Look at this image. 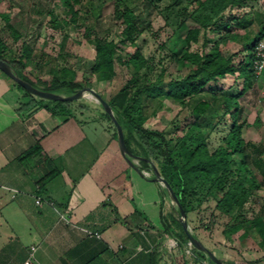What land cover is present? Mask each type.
<instances>
[{
  "label": "rangeland",
  "instance_id": "1",
  "mask_svg": "<svg viewBox=\"0 0 264 264\" xmlns=\"http://www.w3.org/2000/svg\"><path fill=\"white\" fill-rule=\"evenodd\" d=\"M203 1L71 0V10L66 0H0V38L8 46L6 60L21 61V71L25 70L33 80L37 78L38 88H44V80L56 74L62 75L65 68L70 71L66 73L69 78L82 83L83 88L94 89L107 102L133 77L144 84H157L167 91L170 80H180L192 72V66L181 69L174 60L175 56L183 55L188 49L202 54L221 49L226 56H232L236 71L226 74L217 82H211L201 96L186 98L183 102L162 94L158 95L161 103L149 102L145 126L154 132H164L174 139L175 144L194 123L192 109L199 99L206 98L205 94L213 92L219 97L217 103L213 102L214 107H220L225 95L239 96L240 120L247 121L242 133L248 142L245 163L250 174L245 173L244 176L255 177L260 189L253 193L243 209L235 208L227 215L216 209L214 198H205L201 192V195L191 199L194 210L188 214L187 221L192 234L223 264H264V245L251 224L257 214H261L264 220V77L251 80L250 75L246 77V72L241 74V68L246 65L251 53L247 44L264 26V0H244V8L241 9L231 0H223L224 8L207 28L200 27L190 18L192 12L202 8ZM219 2L210 0L209 5L203 6V11L209 12L211 6L219 7ZM126 7L134 12L140 30L133 43L124 36L126 22L117 12V9L124 11ZM235 17L253 21L240 29L239 36L231 33L232 36L224 41L226 29L221 25L232 24ZM193 27L200 30L198 41L189 44L187 33ZM97 36L117 44L115 72L110 80H100L93 71ZM136 49L146 59V65L141 70L126 63ZM0 72L9 79L7 74ZM35 97L40 99L42 105H55L54 100ZM74 105L76 116L105 117L104 107L88 91L74 100ZM213 106L207 113L213 111ZM107 121L117 132L113 119ZM231 126L230 115H222L220 111L217 116L208 114L196 130L203 133L213 151L226 144L225 139L229 140ZM133 147L140 151L134 142ZM230 158L238 166L242 156L234 154ZM132 161L136 166L141 165L138 157ZM147 171L154 177L153 169ZM174 214L169 217V223L176 232H180L181 227L173 221V217L180 220L177 204ZM169 239L170 247L165 255L169 261L175 264H213L205 251L207 260H200L196 254L198 248L189 240L180 245L176 237Z\"/></svg>",
  "mask_w": 264,
  "mask_h": 264
},
{
  "label": "crops",
  "instance_id": "2",
  "mask_svg": "<svg viewBox=\"0 0 264 264\" xmlns=\"http://www.w3.org/2000/svg\"><path fill=\"white\" fill-rule=\"evenodd\" d=\"M29 100L0 72V264H175L164 219L176 203L127 161L108 119L23 110Z\"/></svg>",
  "mask_w": 264,
  "mask_h": 264
},
{
  "label": "trees",
  "instance_id": "3",
  "mask_svg": "<svg viewBox=\"0 0 264 264\" xmlns=\"http://www.w3.org/2000/svg\"><path fill=\"white\" fill-rule=\"evenodd\" d=\"M243 2L244 0H231V3L235 5L243 4ZM66 3L73 10L71 0H66ZM207 4H210V0H204L202 8L190 14L191 20L198 23L202 28H207L211 24L212 19L224 8V1L220 0L217 4L219 7L211 6L209 12H204L203 6ZM215 8L219 9L216 11ZM117 12L124 17V21L126 22L123 32L124 36L131 40L132 43L135 42L136 35L139 34L140 30L136 24L134 12L129 7H126L124 11L117 9ZM233 20V24L223 23L221 25L222 28L226 29L224 41L232 36L231 33L239 36L240 29L253 21L252 19L249 21L245 19L238 20L236 17ZM263 28L264 26L261 28L259 34L255 35L254 39L247 44V48H250L251 53L248 55L246 65L241 68V74L246 72V77L250 75L249 78L251 80H254L253 49L258 38L263 33ZM199 32L200 30L197 27L189 29L187 33L189 44L198 41ZM95 48L96 60L93 71L99 76L100 80H110L115 72L114 58L117 44L113 40L97 36L95 38ZM7 50L8 46L0 38V59L6 60ZM174 60L181 66V69L186 66H192L193 70L180 80H170L167 91L160 89L157 84H144L137 77H133L109 101L115 117L123 128L127 147L134 155L141 157V165L138 166L140 170L153 169L152 165L156 166L157 164L158 167H156L160 174L168 180L178 196L186 212V217L194 210L191 199L193 196H199L202 193H204L203 196L205 198L212 197L216 200V209L222 214H230L235 208L241 210L253 193L260 189V185L257 183L255 177L244 176L245 173L250 174L248 166L245 163L248 142H246L242 133V129L247 124V121L240 120L238 95H225L222 97L223 100L220 107H214L213 104L219 101V97L211 91V93L205 94L206 98L199 99L192 109L193 116L195 117L194 123L189 126L186 134L179 138L175 144H173L174 139L169 138L164 132H154L145 126L148 120L146 107L149 102L155 101L161 103L162 99H159L158 95L166 94L171 98L183 102L186 98L201 96L211 82H217L226 74L236 71L233 65V58L232 56H226L221 49L208 54L188 49L183 55L175 56ZM7 62L18 76L36 86L37 78L34 77L36 80H33L28 73H25L24 69V72L21 71V61ZM126 63L133 65L137 70H141L146 65V59L141 51L136 49ZM69 72V69L64 68L62 75L56 74L53 78L44 80L43 90L71 95L83 88L82 83L66 75ZM245 81L247 82V80ZM19 86L30 97L28 106H22L23 110L40 103V100L37 101L34 95L21 85ZM212 106L214 107L213 111L207 113ZM45 107L53 114L76 115L74 101L57 100L54 106L45 104ZM220 111H222V115H230L232 126L228 133L229 140L225 139L226 144L212 151L206 137L201 131H197L196 128L201 126V121L208 114L217 116ZM104 116L112 119L111 115L107 112H104ZM115 134L117 136V133ZM133 142L138 146L140 151L133 147ZM41 152V146L36 144L24 157L35 156ZM234 154L242 156L241 163L238 166H235L234 160L230 158ZM54 174L55 171L53 170L45 174L38 182H45ZM173 221L181 227V231L176 232L171 223L164 219L165 229L171 236L176 237L178 244L182 245L189 240L188 236L182 222L175 217H173ZM251 224L256 228L258 235L261 237V244L264 245V220L262 215L257 214L254 216ZM196 254L200 260H207L203 250H196ZM209 260L215 264L212 259L209 258Z\"/></svg>",
  "mask_w": 264,
  "mask_h": 264
},
{
  "label": "water",
  "instance_id": "4",
  "mask_svg": "<svg viewBox=\"0 0 264 264\" xmlns=\"http://www.w3.org/2000/svg\"><path fill=\"white\" fill-rule=\"evenodd\" d=\"M0 70L5 72L7 75H9L12 79H14L19 85H21L24 89H26L28 92H30L32 95L34 96H38L44 99H50V100H68V101H74L77 100L79 98H81L84 94V91H88L91 95L95 96L98 101L102 104V106L104 107L105 111L107 113H109L114 121V124L116 126L117 129V135H118V141H119V145H120V149L122 154L125 156V158L127 159V161L137 170H139V168L134 164V162L132 161V159L134 157H138L141 158L139 156L134 155L129 148L127 147V144L125 142V136H124V131L123 128L121 126V124L119 123V121L117 120V118L115 117L114 111L111 107V105L109 104V102H107L98 92H96L94 89L92 88H83L80 89L79 91H77L74 94L71 95H62L59 93H55V92H51V91H46L43 89H40L34 85H32L30 82L24 80L23 78H21L20 76H18L14 69L9 65V63L6 60L0 59ZM153 166V172H154V179H156L157 181H159L162 186L168 191L170 197L172 198V200L177 204L179 210H180V221L182 222V225L184 227V230L188 236L189 241L199 250H203L205 252H207V254L209 255V258L212 259L214 261L215 264H223L215 255L214 253L209 250L206 246H204L190 231V228L188 226V221H187V217H186V212L184 210V208L182 207L178 196L176 195L173 187L171 186V184L168 182L167 179H165L159 172V170L157 169L156 166Z\"/></svg>",
  "mask_w": 264,
  "mask_h": 264
},
{
  "label": "built area",
  "instance_id": "5",
  "mask_svg": "<svg viewBox=\"0 0 264 264\" xmlns=\"http://www.w3.org/2000/svg\"><path fill=\"white\" fill-rule=\"evenodd\" d=\"M253 54H254V61H253L254 79L258 80L264 77V28H263V33L260 35V37L258 38L254 46ZM142 172L145 176H150L149 171L142 170ZM36 203L42 204L43 199L40 197H37ZM25 264H32V261L28 260L25 262Z\"/></svg>",
  "mask_w": 264,
  "mask_h": 264
}]
</instances>
